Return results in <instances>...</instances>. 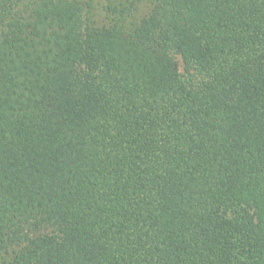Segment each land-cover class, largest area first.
Listing matches in <instances>:
<instances>
[{"label": "trees", "instance_id": "16d2710c", "mask_svg": "<svg viewBox=\"0 0 264 264\" xmlns=\"http://www.w3.org/2000/svg\"><path fill=\"white\" fill-rule=\"evenodd\" d=\"M0 264H264V0H0Z\"/></svg>", "mask_w": 264, "mask_h": 264}, {"label": "rangeland", "instance_id": "374dc122", "mask_svg": "<svg viewBox=\"0 0 264 264\" xmlns=\"http://www.w3.org/2000/svg\"><path fill=\"white\" fill-rule=\"evenodd\" d=\"M180 64H181V70H182V72H184V65H183L181 60H180Z\"/></svg>", "mask_w": 264, "mask_h": 264}]
</instances>
